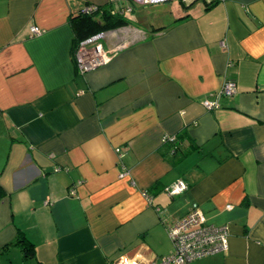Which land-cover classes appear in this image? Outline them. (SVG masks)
<instances>
[{"label": "crops", "instance_id": "obj_1", "mask_svg": "<svg viewBox=\"0 0 264 264\" xmlns=\"http://www.w3.org/2000/svg\"><path fill=\"white\" fill-rule=\"evenodd\" d=\"M87 7L124 22L82 74ZM194 209L228 248L191 264H264V0H0V264L159 263Z\"/></svg>", "mask_w": 264, "mask_h": 264}, {"label": "built area", "instance_id": "obj_2", "mask_svg": "<svg viewBox=\"0 0 264 264\" xmlns=\"http://www.w3.org/2000/svg\"><path fill=\"white\" fill-rule=\"evenodd\" d=\"M140 5H151L168 2L171 0H124ZM191 2L193 0H181ZM222 0H210L217 2ZM94 7H87L85 12L95 10ZM132 10L130 5L120 8L118 13H129ZM32 35H40L41 30L37 27H31ZM100 34L94 35L81 41L76 47L75 58L80 73L84 74L95 70L106 64L110 56L104 51L99 43ZM236 93L234 82L227 81L220 90L214 94L213 100H204L203 107L206 110H216L220 107L219 99L222 96H232ZM119 151V150H117ZM186 189L183 182H177L166 188L170 196L182 193ZM168 236L173 246V252L163 258L159 263L152 264H191L193 261L203 257L226 252L228 248V227L217 226L207 222L203 212L199 209L191 210L180 221L172 224L168 230ZM118 264H137L135 262H119Z\"/></svg>", "mask_w": 264, "mask_h": 264}, {"label": "trees", "instance_id": "obj_3", "mask_svg": "<svg viewBox=\"0 0 264 264\" xmlns=\"http://www.w3.org/2000/svg\"><path fill=\"white\" fill-rule=\"evenodd\" d=\"M99 11L101 13V18L104 19V22L98 21L94 18ZM71 20L74 22L73 29L76 34L77 46L81 41L101 32L113 29L124 22V20L115 15L112 10L103 8H100V10L97 8V10L95 9L89 12H85V10L82 9L78 12V15L71 18Z\"/></svg>", "mask_w": 264, "mask_h": 264}]
</instances>
